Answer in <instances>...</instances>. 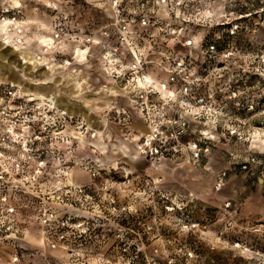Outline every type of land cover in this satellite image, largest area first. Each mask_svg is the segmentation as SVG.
I'll return each instance as SVG.
<instances>
[{
  "label": "rangeland",
  "instance_id": "1",
  "mask_svg": "<svg viewBox=\"0 0 264 264\" xmlns=\"http://www.w3.org/2000/svg\"><path fill=\"white\" fill-rule=\"evenodd\" d=\"M261 6L230 4L259 25L246 35V62L211 67V90L241 68L264 74V13L254 15ZM109 8L108 0H0V22L17 23L8 26L13 43L0 26V264H264L259 175L232 172L215 193L212 172L170 174L169 165L110 153L112 145L133 147L122 135L143 126L137 118L123 126L114 99L100 91L108 83L94 42L109 28ZM55 27L64 35L46 71L38 42ZM250 92L260 94L259 83ZM247 119L245 133L264 137V114ZM101 130L104 149L96 145ZM247 145L215 146L212 169L225 167L229 151L244 156Z\"/></svg>",
  "mask_w": 264,
  "mask_h": 264
},
{
  "label": "built area",
  "instance_id": "2",
  "mask_svg": "<svg viewBox=\"0 0 264 264\" xmlns=\"http://www.w3.org/2000/svg\"><path fill=\"white\" fill-rule=\"evenodd\" d=\"M108 1L111 22L94 44L102 50V71L113 88L103 84L100 91L114 99L112 113L121 118L123 126L132 125L133 118L143 126L139 132L138 128L128 129L122 139L130 141L138 133L134 144L138 157L151 166H172L170 174L187 166L212 172L215 193L226 186L235 171L264 180V137L258 132L245 133L247 116L238 114L253 111L261 94L250 92L254 85L240 87L242 76L247 74L243 68L227 79L224 89L211 90L213 65L221 68L225 63L248 59L242 47L247 45L246 35L256 32L259 25L251 23L253 14L233 15V0ZM262 13L263 6L254 15ZM211 33L219 40L225 35L228 48L215 54L213 44L203 47L206 39L211 40ZM63 35L61 27L53 29L56 47ZM86 57H90L88 53ZM256 75L264 78L262 73ZM115 99L122 104L116 105ZM263 114L264 110L249 117ZM233 141L248 142L246 154L229 151L225 167L211 170L208 160L212 149ZM229 206L227 202L225 208ZM57 246L51 243L52 249Z\"/></svg>",
  "mask_w": 264,
  "mask_h": 264
},
{
  "label": "bare ground",
  "instance_id": "3",
  "mask_svg": "<svg viewBox=\"0 0 264 264\" xmlns=\"http://www.w3.org/2000/svg\"><path fill=\"white\" fill-rule=\"evenodd\" d=\"M10 25H12V26H16L17 25V23H11L10 22V20L8 21V20H6V21H4V22H0V26H2V28H3V32H4V37H5V39H4V41L6 42V43H13V34L12 33H10V30H8V26H10ZM12 36V39L10 38V36ZM39 47L40 48H46V53H43V65H45V66H47L46 67V71H48L49 70V68L51 67V62H50V59L48 58V55L49 54H52L53 52H54V49H55V47H56V43H55V41L53 40V38L51 39V38H49V37H44L42 40H40L39 42ZM17 47H20V45L19 44H15ZM21 49V48H20ZM87 49L86 50H81L80 49V52H79V55L81 56L83 53H85V54H87ZM49 60V61H48ZM48 61V62H47ZM23 64H26V60H23V62H22ZM6 80V79H5ZM64 115V114H63ZM103 130H101V131H96L95 133L96 134H100V136H98V137H100V138H97L96 139V145L98 144V145H101V147L104 149L105 148V146H104V141H102V138H101V132H102ZM79 136H80V134H79ZM138 136L139 135H135L134 136V138L131 140L132 141V143L133 144H135V142L137 141V138H138ZM95 137V134H93L92 135V138H94ZM77 139H79V138H77ZM80 140L82 141V140H84V137L82 136V137H80ZM261 143H262V145H264V141L262 140L261 141ZM110 153H112V155L114 154V155H116V154H120L123 158H129V159H135L138 155H137V153H136V151H135V147L133 146V147H129V146H127V145H112V149H111V152ZM172 167V166H171ZM159 168H161V170H162V167H159ZM69 184L71 185L72 184V181H70L69 182Z\"/></svg>",
  "mask_w": 264,
  "mask_h": 264
},
{
  "label": "trees",
  "instance_id": "4",
  "mask_svg": "<svg viewBox=\"0 0 264 264\" xmlns=\"http://www.w3.org/2000/svg\"><path fill=\"white\" fill-rule=\"evenodd\" d=\"M228 43H229V39L225 35H223L222 39L219 40V39H217V34L216 33H214V34L211 33V40L210 39H206V41H204V43H203V47H207V45L213 44L214 47H215V50H216L215 54H219L224 49L228 48ZM246 77H247V79H246ZM239 83H240V87H243V86L251 87V86H253L256 83H259L262 92L260 93L261 97L258 100V103L255 105L253 111H251L249 113H246L245 110H241V111L238 112V114L240 116H251V115L256 114V113H258L260 111H263L264 110V78H260L256 74H253V75L245 74V75L242 76V79L240 80ZM242 103H243V106L246 107L247 104L244 101ZM260 157H262V156H259V158Z\"/></svg>",
  "mask_w": 264,
  "mask_h": 264
},
{
  "label": "crops",
  "instance_id": "5",
  "mask_svg": "<svg viewBox=\"0 0 264 264\" xmlns=\"http://www.w3.org/2000/svg\"><path fill=\"white\" fill-rule=\"evenodd\" d=\"M136 122H137V120H136ZM135 122V123H136ZM208 162H209V166L211 167V169H212V166H211V155H210V158H209V160H208ZM213 171H215L214 169H212ZM203 171V170H202Z\"/></svg>",
  "mask_w": 264,
  "mask_h": 264
}]
</instances>
